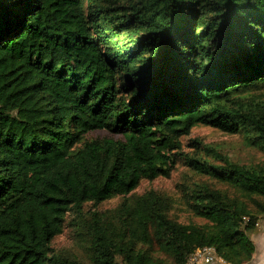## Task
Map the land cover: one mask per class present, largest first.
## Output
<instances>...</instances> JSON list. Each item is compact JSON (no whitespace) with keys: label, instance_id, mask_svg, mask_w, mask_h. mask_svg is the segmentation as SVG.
Here are the masks:
<instances>
[{"label":"trees","instance_id":"16d2710c","mask_svg":"<svg viewBox=\"0 0 264 264\" xmlns=\"http://www.w3.org/2000/svg\"><path fill=\"white\" fill-rule=\"evenodd\" d=\"M199 123L264 153V0H0V264H186L205 245L249 261L264 164L183 152ZM182 161L226 186L186 191L205 224L127 196ZM68 213L83 257L52 245Z\"/></svg>","mask_w":264,"mask_h":264},{"label":"rangeland","instance_id":"374dc122","mask_svg":"<svg viewBox=\"0 0 264 264\" xmlns=\"http://www.w3.org/2000/svg\"><path fill=\"white\" fill-rule=\"evenodd\" d=\"M110 135L105 130L92 131L87 138ZM198 139L203 144L218 148L224 155L241 165H261L264 164V153L257 146L250 144L243 133H228L209 124H196L189 135L183 136L182 151L188 153H198L207 157L205 150L197 149L193 146V140ZM213 162H217L213 157H209ZM209 183L218 188H225V185L217 183L207 175L197 173L190 169L184 161L178 162L169 176H158L152 180L143 178L139 185L127 196H134L148 190H155L158 193L171 198L172 206L169 215L182 223L205 224L207 220L195 215L189 208L185 198L186 191L192 192L197 184ZM125 196L117 195L107 199L98 205L91 202L84 204V211L88 213L92 210H107L115 207ZM75 215L68 213L62 233L56 235L52 245L57 252L72 254L76 257L85 256L83 243L79 239L78 231L81 230L80 222L75 221Z\"/></svg>","mask_w":264,"mask_h":264},{"label":"built area","instance_id":"2783aa9c","mask_svg":"<svg viewBox=\"0 0 264 264\" xmlns=\"http://www.w3.org/2000/svg\"><path fill=\"white\" fill-rule=\"evenodd\" d=\"M217 262H225V259L218 253L215 246L211 245L196 247L186 260V264H216Z\"/></svg>","mask_w":264,"mask_h":264},{"label":"crops","instance_id":"0c3cea01","mask_svg":"<svg viewBox=\"0 0 264 264\" xmlns=\"http://www.w3.org/2000/svg\"><path fill=\"white\" fill-rule=\"evenodd\" d=\"M249 236L255 243V252L252 258L244 264H264V217H260L254 229L249 232ZM216 264H230L225 262H217Z\"/></svg>","mask_w":264,"mask_h":264}]
</instances>
